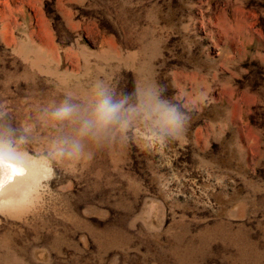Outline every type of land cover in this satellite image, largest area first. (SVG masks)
<instances>
[{
  "label": "rangeland",
  "instance_id": "rangeland-1",
  "mask_svg": "<svg viewBox=\"0 0 264 264\" xmlns=\"http://www.w3.org/2000/svg\"><path fill=\"white\" fill-rule=\"evenodd\" d=\"M0 141V264H264V0H0Z\"/></svg>",
  "mask_w": 264,
  "mask_h": 264
},
{
  "label": "clouds",
  "instance_id": "clouds-1",
  "mask_svg": "<svg viewBox=\"0 0 264 264\" xmlns=\"http://www.w3.org/2000/svg\"><path fill=\"white\" fill-rule=\"evenodd\" d=\"M122 105L114 103L111 97L103 96L95 106L94 117L96 123L108 124L116 120L118 113L120 112ZM78 113V107L76 105H71L67 101L62 104L56 111L53 113L54 117L59 120H66L72 118ZM171 124L176 130H179L183 127L181 117L178 113H174L170 118ZM90 121L85 122V131L88 130V125ZM4 144L3 141H0V147ZM10 146V145H9Z\"/></svg>",
  "mask_w": 264,
  "mask_h": 264
},
{
  "label": "bare ground",
  "instance_id": "bare-ground-1",
  "mask_svg": "<svg viewBox=\"0 0 264 264\" xmlns=\"http://www.w3.org/2000/svg\"><path fill=\"white\" fill-rule=\"evenodd\" d=\"M27 174L24 164L0 158V193L16 183L19 177Z\"/></svg>",
  "mask_w": 264,
  "mask_h": 264
}]
</instances>
